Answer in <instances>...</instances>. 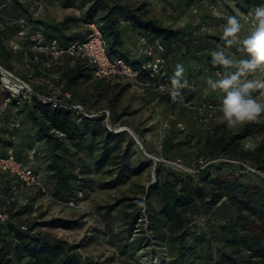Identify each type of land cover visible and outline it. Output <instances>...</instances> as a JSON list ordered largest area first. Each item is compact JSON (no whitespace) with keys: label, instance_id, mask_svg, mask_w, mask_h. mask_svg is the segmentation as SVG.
<instances>
[{"label":"trees","instance_id":"obj_1","mask_svg":"<svg viewBox=\"0 0 264 264\" xmlns=\"http://www.w3.org/2000/svg\"><path fill=\"white\" fill-rule=\"evenodd\" d=\"M192 1L184 0V4L189 5ZM236 1L242 13H246L250 8L264 6V0ZM73 6H75L73 0L62 1L64 8ZM177 6H180L179 2ZM80 7L84 9L80 19L66 16L61 21L55 22L38 18L34 0H28L26 3L11 0L0 16V65L22 79L38 76L42 70L39 63L31 64L27 68L28 74H23L17 69L18 65H24L22 50L26 45L17 41L15 27L5 25L3 17L24 16L29 22L43 27V34L47 40L56 39L62 47L88 32V29L81 34L72 32L71 29L78 23H82L85 27L95 23L110 53L132 64L144 60L142 57L135 59L127 55V50L133 48L134 51L138 36L146 37L149 42L157 41L163 46L164 51L161 55L170 73L173 74L177 63L183 64L189 86L193 87L188 93L189 98L195 97L198 82H194L193 79L197 74L204 73L201 80L203 82L209 77L216 79L214 74L216 70L224 72L222 67H214L211 64L213 41L210 42L207 37L200 36V38L196 37L198 41L196 45L194 41L196 31L161 26L154 19L146 18L141 6L133 8L125 0H81ZM131 37L134 41L130 46L128 39ZM214 39L218 42L216 45L223 46L221 37ZM13 45H18L19 49L13 51ZM236 51L237 47L234 46L228 50V53L232 55ZM27 53L31 56L29 51ZM132 60H135L134 63L131 62ZM50 71L56 73L58 79L63 80L65 90L69 91L76 101L88 111L96 110L90 95L77 97L79 83L93 78L92 70L85 61L76 60L70 64L68 59H64L60 67ZM251 76L253 75L249 77ZM256 78H261V74ZM110 79L125 83V86L118 90L116 97L120 96L125 88L131 87L130 83L123 79ZM105 80L108 79L95 78L92 82L97 98L105 99L108 96L109 86L101 85ZM114 86L116 87L117 84ZM35 89L41 90L43 86L37 85ZM146 91L152 98L160 100L159 102L168 107H180L191 116L193 123L199 128L190 129L177 142L164 140L161 148L167 155L175 146L184 145L192 148L200 145L202 153L199 156L190 158L186 152L179 151L177 157L163 158L180 159L187 166L191 163L196 164L195 175L159 162L153 164L149 159L140 158L132 161L134 140L129 138L126 132L117 134L109 132L104 127L102 116L83 119L80 123H76L72 113L67 110L51 108L36 99L28 103L21 98L10 96L2 89H0V153L11 148L17 159L26 162L19 156L34 152L35 148L43 151L46 154L44 169L53 182L52 196L63 201L75 196L77 191H81L84 195L85 187L91 182L90 175L93 172H101L106 176L99 184L100 189L112 190L124 185L131 177L139 176L146 169L153 167V180L143 191V203L126 204L125 202L132 199L121 197L105 208V213L109 215L117 205L122 204L121 218L127 238L134 231L141 230L142 216H144L145 228L150 235L148 238L153 242L152 244L159 247H162L161 244L165 241H169L175 264H192L194 258H200L201 264H264V187H243L236 176L232 175L236 172L245 175L251 173L240 163L264 175V118L259 122L239 127L236 132H230L227 125L220 122L197 124L193 118L195 115L193 110H188L179 103H170L165 93ZM221 95V93H211L205 99L219 100ZM205 99L203 102L206 101ZM110 108H102L109 112L110 124L114 127H128L124 123L115 122V118L119 115L113 111L111 105ZM20 126L21 132L18 130ZM133 132L138 135L135 130ZM254 135L261 137L259 142L254 148L245 149L246 140ZM67 155L74 158L73 162ZM198 161L202 164L198 165ZM210 161L211 163L199 168ZM226 168L229 169V177L232 176V180L222 179L219 174L216 175L217 171ZM0 182L5 188L7 187V179L2 174H0ZM226 193L229 194L228 200L235 208V213L224 220L208 219L206 222L208 239L204 234L195 235L192 232L191 221L197 212V203H203L204 213L209 214L225 199ZM40 197L42 196L39 192L33 191L30 195H26V203L15 202L8 206L7 212L15 224H0V264H93L90 259L81 257L74 245L62 240H50L35 233L34 224L30 227L26 226L24 232L18 229V225L23 223L19 220V215L31 212L33 207L31 202ZM141 206H143L142 212ZM14 209L17 210L12 214ZM190 236H193L195 243L193 247L186 244V238ZM209 242L216 245L215 258L211 255ZM162 248L165 250L164 246ZM195 250L198 257H194ZM202 253H206V256L204 257ZM165 254L168 257L167 250ZM125 264L131 263L127 261Z\"/></svg>","mask_w":264,"mask_h":264},{"label":"rangeland","instance_id":"obj_2","mask_svg":"<svg viewBox=\"0 0 264 264\" xmlns=\"http://www.w3.org/2000/svg\"><path fill=\"white\" fill-rule=\"evenodd\" d=\"M20 1L28 2V0ZM62 1L43 0L36 5V15L40 19H48L55 22L61 21L66 16L80 19L84 11L80 7L81 0H73L75 6L67 8L62 7ZM125 1L133 8L141 6L144 16L154 19L161 26L181 28L185 29V31H196L197 35L194 39L196 45H198L196 37H207L208 41H213L214 50H217L218 47L216 45L218 42L214 38L222 37V26L226 23L227 17L236 16L240 20L243 25L241 35L247 33L252 27L254 8L242 13L237 7L236 0H193L189 5H185L184 0ZM178 2L180 6H177ZM87 29L82 23H78L71 31L81 34ZM133 41L134 38H129L128 44L131 46ZM231 56L236 59L246 58L238 50ZM134 61L132 60L131 62L134 63ZM17 69L23 74L29 73L25 65H18ZM203 75L204 73H199L193 79L194 82H198L193 101L198 103H202L211 93H219L207 87V80L201 82ZM258 75L254 74L250 78H256ZM93 81H95L94 77L89 81H81L77 86V97L81 98L90 95L93 107L98 110L102 108L111 109L110 105L112 106L113 111L119 115L115 118V122L126 124L127 128L140 143V147L134 144L132 161L140 158L151 161L160 160L164 157L174 158L177 157L179 151L186 152L190 158L199 156L202 153L200 145L192 148L184 145L175 146L167 155L161 150L164 140L170 139L172 142H177L190 129H199L193 123L191 116L180 107H168L166 104L159 102L160 100L152 98L148 91L140 92L135 87L125 88L121 95L116 97L118 90L125 86V83L123 81L117 82L114 79L105 80L101 84L102 86H109V93L105 99H100L95 96L96 91H93ZM201 83H205V85H201ZM114 84H117V86L115 87ZM152 101L156 102L153 103ZM238 128L228 129L230 132H236ZM18 130L19 132L22 131L21 126ZM126 134L131 138L127 132ZM260 138L259 135L249 137L245 142L247 144L246 146L244 145L245 149L254 148ZM67 156L68 158L70 157L69 155ZM19 157L39 174L44 186L52 195L53 182L44 169L46 154L35 148L34 152H29L27 155ZM73 159L71 158L72 162ZM197 164L200 165V162L198 161ZM228 171L229 169L226 168L223 171H217L216 175L219 174L222 179L232 180V176L229 177L230 173ZM151 175L152 168H148L141 175L131 177L122 186L112 190H103L99 188V184L106 176L101 172H93L90 175L91 182L85 187L83 198L76 207L67 208L52 200L40 197L31 202L33 205L31 212L19 215V220L28 227L34 224V232L46 236L50 240H62L69 245H74L76 247L75 250L81 257L90 259L93 264H125L127 261L131 264H175L169 241L161 244L167 250L168 258L164 248L152 244L153 242L148 238L150 235L145 228L144 216H142L143 227L141 230L134 231L127 238L121 218L122 204L117 205L109 215L105 213L106 206L112 205L115 200L121 197L132 199V201L125 202L126 204L143 203V191L147 185L151 184ZM232 175L233 177L236 176L243 187H264L263 174L246 173L245 175L237 174L236 172ZM228 199L229 194L226 193L225 199L216 205L209 214L204 213L205 205L198 202L197 212H195L191 221L192 232L195 235L197 233L204 234L205 238L208 239L209 233L206 230L208 219L214 220L218 218L219 220H224L232 213H235V208ZM16 210L14 209L11 213L14 214ZM142 211L143 206H141ZM186 244L190 247L194 246L193 236L186 238ZM209 246L211 255L215 258L217 255L216 245L213 242H209ZM226 250L228 249L226 248ZM196 253L195 250L194 257H198ZM202 255L205 257L206 253H202ZM192 264H201L200 258H194Z\"/></svg>","mask_w":264,"mask_h":264},{"label":"built area","instance_id":"obj_3","mask_svg":"<svg viewBox=\"0 0 264 264\" xmlns=\"http://www.w3.org/2000/svg\"><path fill=\"white\" fill-rule=\"evenodd\" d=\"M42 1L34 0V4L38 5ZM10 3L11 0H0V16ZM3 20L5 25L15 27L17 41L26 45V48L22 50L25 67L28 68L33 63H39L42 68L38 76H28V78L22 79L0 65V89L14 98H21L28 103L32 99H36L41 104L49 105L51 108L67 110L72 113L76 123H80L83 119H93L102 116L104 127L109 132L113 134L127 132L136 142V145L140 147L139 141H137L134 134L126 126L114 127L110 124L109 112L107 110L96 109L88 111L73 98L69 91L65 90L63 80L58 79L56 73H50L51 69L60 67L64 59H68L70 64L76 60H82L91 68L94 78L123 79L130 83L132 88L135 87L137 91L150 90L165 93L170 103H179L186 109L193 110L195 114L193 118L197 124L218 122L217 117L221 115L217 110L220 99L212 98L202 103L195 102L193 101L194 98H189L188 95L193 90L192 86L182 90V100L172 101L169 95L172 73L168 71L166 61L161 55L164 51L163 46L157 41L149 42L146 37L138 36L135 41L133 55L135 59L143 57L144 60L137 62V64H132L128 60L110 53L108 45L95 23L87 25L88 32L84 36L74 39L65 47H62L56 39L47 40L43 34V27L29 22L24 16H17L15 18L3 17ZM12 49L16 51L19 49V46L13 45ZM28 51L31 53V56L28 55ZM218 72L221 73L219 70L214 72L215 76ZM37 85L43 86V89L36 90L35 86ZM254 95H258V93ZM205 113H207V116H205ZM15 127H17V124H15ZM157 162L174 167L190 175H195L197 172V167L193 165L194 163L187 166L180 159L154 160L153 164ZM199 162L202 164L201 161ZM231 162L239 163L236 161ZM209 163L211 161L206 162L199 168L201 169ZM240 164L243 165L245 170L257 173L255 169L243 163ZM0 174L4 175L8 183L5 188L0 182L1 225L6 223L15 224L7 212L8 206L15 202L18 204L26 203V195H30L33 191L39 192L42 197L67 208L76 207L83 198L81 191H77L75 196L66 201L54 198L44 186L39 174L28 163L17 159L11 148L0 153ZM151 176L153 180V167ZM18 229L24 232L27 227L24 224H20L18 225Z\"/></svg>","mask_w":264,"mask_h":264},{"label":"clouds","instance_id":"obj_4","mask_svg":"<svg viewBox=\"0 0 264 264\" xmlns=\"http://www.w3.org/2000/svg\"><path fill=\"white\" fill-rule=\"evenodd\" d=\"M251 29L241 35L243 25L236 16H229L222 26L223 46L211 52V64L224 69L209 77L208 87L221 93L217 117L218 122L229 129L259 122L264 117V6H258L252 13ZM242 52L246 58L236 59L229 55L232 47ZM261 74V78L250 75ZM169 95L173 102L182 100V90L189 87L183 64L177 63L170 77ZM258 93V95H254Z\"/></svg>","mask_w":264,"mask_h":264},{"label":"crops","instance_id":"obj_5","mask_svg":"<svg viewBox=\"0 0 264 264\" xmlns=\"http://www.w3.org/2000/svg\"><path fill=\"white\" fill-rule=\"evenodd\" d=\"M127 55H130V56H132V57H135L134 55H133V48L131 49V50H127ZM141 57H138V59H140ZM143 58V57H142ZM141 58V59H142Z\"/></svg>","mask_w":264,"mask_h":264},{"label":"water","instance_id":"obj_6","mask_svg":"<svg viewBox=\"0 0 264 264\" xmlns=\"http://www.w3.org/2000/svg\"><path fill=\"white\" fill-rule=\"evenodd\" d=\"M135 142V141H134ZM135 144H136V142H135Z\"/></svg>","mask_w":264,"mask_h":264}]
</instances>
